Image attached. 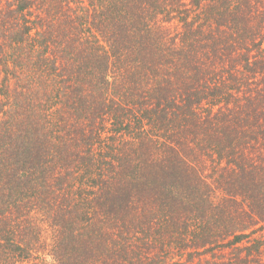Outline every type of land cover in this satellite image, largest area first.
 I'll return each mask as SVG.
<instances>
[{
	"label": "trees",
	"instance_id": "trees-1",
	"mask_svg": "<svg viewBox=\"0 0 264 264\" xmlns=\"http://www.w3.org/2000/svg\"><path fill=\"white\" fill-rule=\"evenodd\" d=\"M263 233L264 0H0V264H264Z\"/></svg>",
	"mask_w": 264,
	"mask_h": 264
},
{
	"label": "rangeland",
	"instance_id": "rangeland-1",
	"mask_svg": "<svg viewBox=\"0 0 264 264\" xmlns=\"http://www.w3.org/2000/svg\"><path fill=\"white\" fill-rule=\"evenodd\" d=\"M50 234V232H48ZM264 235V233H263ZM48 236V234L46 235V237ZM172 252H175L174 254L178 253L179 251H172ZM184 253H188V252H191V251H183ZM197 258V257H196ZM44 259H46L48 262L52 263L53 260L51 259V257L49 256H44ZM197 261V260H196Z\"/></svg>",
	"mask_w": 264,
	"mask_h": 264
}]
</instances>
